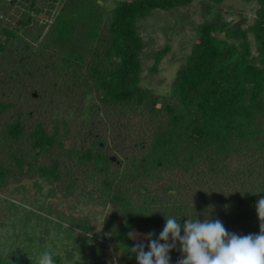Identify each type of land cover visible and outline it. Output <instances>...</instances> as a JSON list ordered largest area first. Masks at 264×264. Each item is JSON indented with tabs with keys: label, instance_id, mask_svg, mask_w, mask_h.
Here are the masks:
<instances>
[{
	"label": "trees",
	"instance_id": "trees-1",
	"mask_svg": "<svg viewBox=\"0 0 264 264\" xmlns=\"http://www.w3.org/2000/svg\"><path fill=\"white\" fill-rule=\"evenodd\" d=\"M100 1L0 0V57L18 35L40 40L16 62L15 79L0 60V193L45 178L65 197L76 193L109 205L119 218L115 264H137L128 233L138 227L157 239L165 216L181 225L188 218L220 219L229 232L258 234L264 0H257L255 21L246 28L221 16L200 23L167 94L143 85L139 20L193 0H114L111 9ZM223 1L206 3V14ZM14 12L16 21L4 23ZM169 50L168 44L156 51L152 74ZM70 221L69 236L88 247L89 264H109L99 258L109 246L103 233L91 236L88 217ZM169 255L179 259V244ZM54 259L64 264L61 256ZM0 264L36 262L0 253Z\"/></svg>",
	"mask_w": 264,
	"mask_h": 264
},
{
	"label": "rangeland",
	"instance_id": "rangeland-1",
	"mask_svg": "<svg viewBox=\"0 0 264 264\" xmlns=\"http://www.w3.org/2000/svg\"><path fill=\"white\" fill-rule=\"evenodd\" d=\"M100 2L106 9L115 6L114 0ZM209 2L210 0H193L189 5L178 6L172 10L155 9L139 20V31L145 41V48L141 53L144 86L159 94L169 93L177 70L184 63L197 37L198 25L206 18L221 16L226 20L242 21V26L246 28L253 24L260 7L257 0H224L215 4L207 15L205 5ZM17 18L18 15L14 12L11 17L5 15L3 22H15ZM51 19L45 26V32L52 22ZM249 38L255 55L258 48L252 32H249ZM33 40L35 37L16 36L8 53L5 52L6 56L0 57L7 64V75L11 79H15L17 73L21 74L16 64L18 59L24 53L36 51L40 40H35L36 43ZM168 44L170 50L152 74L156 51ZM54 185L45 178H36L25 180L21 184H11L0 193V253L36 262L43 250L50 249L53 255L63 258L64 264H89L92 257L88 247L75 236L70 237L66 229L67 226H74L70 221L72 217L81 216L91 220L94 227L91 232L93 238H100L103 233L108 239L109 246L100 253L99 258L115 264L120 254L116 240L119 218L110 206L93 202L76 193L65 197ZM57 221L61 222V227L57 225ZM176 262L170 260V264Z\"/></svg>",
	"mask_w": 264,
	"mask_h": 264
},
{
	"label": "clouds",
	"instance_id": "clouds-1",
	"mask_svg": "<svg viewBox=\"0 0 264 264\" xmlns=\"http://www.w3.org/2000/svg\"><path fill=\"white\" fill-rule=\"evenodd\" d=\"M256 212L260 222L258 234L238 235L229 232L220 219L188 218L183 225L175 216H165V226L157 239L154 232L128 233L136 243L130 249L137 264H170V251L179 244L180 258L176 264H264V197L257 201ZM183 228V235L181 230ZM147 246L148 251H145ZM36 264H56L50 249L43 250Z\"/></svg>",
	"mask_w": 264,
	"mask_h": 264
},
{
	"label": "water",
	"instance_id": "water-1",
	"mask_svg": "<svg viewBox=\"0 0 264 264\" xmlns=\"http://www.w3.org/2000/svg\"><path fill=\"white\" fill-rule=\"evenodd\" d=\"M136 231L137 233L141 234V241L144 242L145 240L143 239V234H146L145 232L141 231L138 227H133L131 231ZM135 241V240H133Z\"/></svg>",
	"mask_w": 264,
	"mask_h": 264
}]
</instances>
